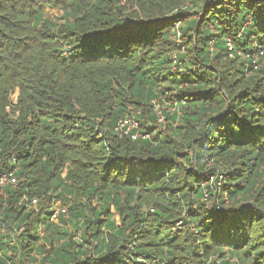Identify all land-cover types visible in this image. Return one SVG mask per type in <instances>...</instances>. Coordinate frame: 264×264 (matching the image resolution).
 <instances>
[{"label":"trees","instance_id":"16d2710c","mask_svg":"<svg viewBox=\"0 0 264 264\" xmlns=\"http://www.w3.org/2000/svg\"><path fill=\"white\" fill-rule=\"evenodd\" d=\"M3 173L0 264H264V0H0Z\"/></svg>","mask_w":264,"mask_h":264},{"label":"built area","instance_id":"2783aa9c","mask_svg":"<svg viewBox=\"0 0 264 264\" xmlns=\"http://www.w3.org/2000/svg\"><path fill=\"white\" fill-rule=\"evenodd\" d=\"M225 46L229 53V56L232 57L233 50H234L233 45L228 41L226 42ZM261 55H262L261 52L254 57L250 55H245L244 59L251 60L253 69H257L259 66L258 65V61L260 59L259 56ZM170 110H171V113L174 111V109L172 108ZM153 111L157 118V122L159 124L163 123L165 121V115L162 114L161 111H159V107L155 103H153ZM114 133L119 136H125V135L129 136L132 140H136L138 138H142V139L147 138V135H141V131L139 130V122L133 115H125L124 117L120 118L115 125ZM216 179L220 181L222 180V176L219 175L216 177ZM7 185H10L12 187L17 185V180L12 173H3L2 175H0V187H4ZM36 203L37 202L35 199L31 200V206H35ZM58 214H61V215L66 214L65 209L61 208L59 210H55V215H58Z\"/></svg>","mask_w":264,"mask_h":264},{"label":"rangeland","instance_id":"374dc122","mask_svg":"<svg viewBox=\"0 0 264 264\" xmlns=\"http://www.w3.org/2000/svg\"><path fill=\"white\" fill-rule=\"evenodd\" d=\"M49 14H50V16H52V17H56L57 15H58V12L57 11H51V12H48ZM16 95H14V97H15ZM157 106L159 107V111H161L162 112V114H167V112H168V114H169V112L171 113V106H168V104L167 103H163V105H160V104H157ZM139 109H137L136 111H131L130 113H131V115H135V114H139V111H138ZM146 123H148L149 124V122H147V119H146ZM145 123V124H146ZM171 124L170 122H163V123H160V126H156V129H157V132H159V134L162 136V135H164V134H168V131H167V129L165 128L166 126V124ZM151 125V124H150ZM173 126L175 127L176 126V124H173ZM95 207V209L97 208V205L94 203V202H92L91 203V206H90V209L91 208H94ZM61 208H64L65 209V212H66V214H63L64 215V217H63V220L64 221H66V228H69L70 229V235H74V224H75V220L72 218V216H73V214H72V212H71V209H69L68 208V206L67 207H65V206H61L60 207V204H56V209L55 210H59V209H61ZM68 209V210H67ZM113 209H114V207L113 206H110V208H109V211L110 212H113ZM70 210V212H68ZM151 212V211H150ZM69 213V214H68ZM101 218H104V217H101ZM56 220V218H54V221ZM116 220H118L117 218H116ZM69 221H71V223H69ZM78 236H79V234H78ZM73 241L74 242H77L78 241V238H73ZM226 253H228L227 251H226ZM229 258V257H228Z\"/></svg>","mask_w":264,"mask_h":264}]
</instances>
